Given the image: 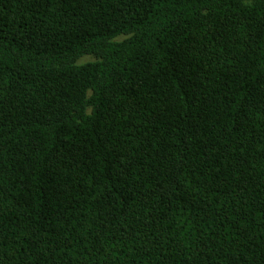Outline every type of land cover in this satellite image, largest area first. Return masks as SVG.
Masks as SVG:
<instances>
[{
  "label": "trees",
  "instance_id": "16d2710c",
  "mask_svg": "<svg viewBox=\"0 0 264 264\" xmlns=\"http://www.w3.org/2000/svg\"><path fill=\"white\" fill-rule=\"evenodd\" d=\"M0 264H264V0H0Z\"/></svg>",
  "mask_w": 264,
  "mask_h": 264
}]
</instances>
